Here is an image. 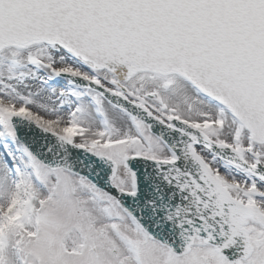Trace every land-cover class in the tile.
<instances>
[{
  "label": "snow or ice",
  "instance_id": "snow-or-ice-1",
  "mask_svg": "<svg viewBox=\"0 0 264 264\" xmlns=\"http://www.w3.org/2000/svg\"><path fill=\"white\" fill-rule=\"evenodd\" d=\"M0 264H264V0H0Z\"/></svg>",
  "mask_w": 264,
  "mask_h": 264
}]
</instances>
